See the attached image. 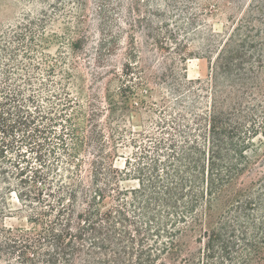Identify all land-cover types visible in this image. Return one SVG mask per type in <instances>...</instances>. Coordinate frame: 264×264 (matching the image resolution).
<instances>
[{"label":"trees","instance_id":"obj_1","mask_svg":"<svg viewBox=\"0 0 264 264\" xmlns=\"http://www.w3.org/2000/svg\"><path fill=\"white\" fill-rule=\"evenodd\" d=\"M159 1L50 0L0 25V264H264V0L219 30L198 29L218 3ZM121 26L159 68L130 35L96 71Z\"/></svg>","mask_w":264,"mask_h":264},{"label":"rangeland","instance_id":"obj_2","mask_svg":"<svg viewBox=\"0 0 264 264\" xmlns=\"http://www.w3.org/2000/svg\"><path fill=\"white\" fill-rule=\"evenodd\" d=\"M147 1V0H142ZM252 0H238L237 5H239L240 9L232 10L228 9V6H232L230 2H223V0H198L197 6H207L213 3H218L217 9H212L208 12L207 15L203 14L202 18H200L199 24L200 27L198 29H230V22L228 18L230 13H233L236 17H241L243 11L249 6ZM50 0H0V25H7L15 23L20 20L22 16L26 13H35L40 9L47 7ZM159 4L163 7V2L160 0ZM88 9H93L92 0H88ZM161 9V7H160ZM115 15L116 18H122L124 12L121 14ZM143 12L139 11V13H134V19H139L141 16L143 17ZM121 21V20H120ZM121 23V22H120ZM258 25V23H256ZM122 29H111L112 34L119 35L117 40V48L116 54L109 59V64L105 65V67H98L96 71L100 73H104L107 71L112 65L117 68L121 67V64L124 62L123 52L127 47V43L129 41L130 35H133L135 38L136 47L140 52V57L142 60H146L147 63L152 65V68L156 70L159 68V64L162 60L161 54L155 50L149 43H151L150 39H147L142 29H128L127 26H121ZM86 33L89 35V40L85 43L84 48L87 51H90L92 48L96 47L99 42L101 35L100 29H95V27H91L90 29H86ZM108 41H111L110 39ZM86 51V52H87ZM86 62L88 58H85ZM86 65V64H84ZM87 66V65H86ZM186 74L188 78H204L207 74V64L204 59H190L186 62ZM95 71V68H91V65L84 68L83 79L88 80L90 77L91 71ZM105 85H109L110 88H114L117 85L115 80H111V77L108 76L103 77L102 84L100 85L103 88ZM121 161H118V165L120 166Z\"/></svg>","mask_w":264,"mask_h":264}]
</instances>
